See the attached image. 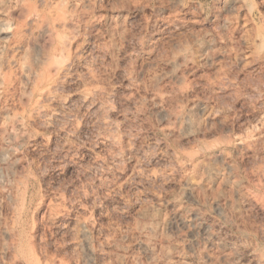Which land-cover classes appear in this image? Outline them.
Listing matches in <instances>:
<instances>
[{
  "label": "rangeland",
  "instance_id": "obj_1",
  "mask_svg": "<svg viewBox=\"0 0 264 264\" xmlns=\"http://www.w3.org/2000/svg\"><path fill=\"white\" fill-rule=\"evenodd\" d=\"M5 3L0 264H264V0Z\"/></svg>",
  "mask_w": 264,
  "mask_h": 264
},
{
  "label": "bare ground",
  "instance_id": "obj_2",
  "mask_svg": "<svg viewBox=\"0 0 264 264\" xmlns=\"http://www.w3.org/2000/svg\"><path fill=\"white\" fill-rule=\"evenodd\" d=\"M19 1V0H18ZM21 1V0H20ZM6 2V0H0V5H4V3ZM21 3V2H20ZM6 4V3H5ZM20 7V6H19ZM24 7V6H23ZM37 11V10H36ZM35 11V12H36ZM38 12V11H37ZM36 12V13H37ZM36 13H33L34 15H36ZM33 15V17H35ZM0 16H3V14H1L0 13ZM37 17H38V15H37ZM2 19H3V17H2ZM38 20V19H37ZM46 20V19H45ZM44 20H42V23L43 24H40L39 25V28H38V30L40 31V33H41V31L42 32H48V34H49V32H50V29H49V27L47 26L48 24V22L47 23H44L43 22ZM41 22V21H40ZM47 24V25H46ZM37 30V29H36ZM22 32V31H21ZM20 32V33H21ZM38 32V31H37ZM18 33V32H17ZM16 32H15V34H17ZM54 34V33H53ZM61 39V38H60ZM1 49V48H0ZM15 52V51H14ZM14 52H13V54H14ZM17 54V53H16ZM15 55V54H14ZM17 56V55H16ZM12 57V56H11ZM14 57V56H13ZM15 58V57H14ZM55 58H56V56H55ZM45 59H48V60H53V62L56 60H54V58L53 57H51V56H49L48 55V57H46ZM18 60V59H17ZM20 60V59H19ZM21 61H23V60H21ZM46 61V60H45ZM57 61V60H56ZM14 62V61H13ZM47 62V61H46ZM6 63V62H5ZM44 63V62H43ZM55 64H56V62H54ZM10 64V63H9ZM55 64L53 65V63H51L50 61H48V63L46 64V65H44V66H42V65H40L39 67H37V68H35V69H32L31 70V68H32V66H31V68H30V65H28V64H26V61H25V63L24 62H19L18 61V68H17V70H18V74H19V76H20V78H24V79H26L27 81L29 80V82L31 83V85H32V87L34 88V87H36V88H38L37 87V85H39L46 77H48V78H52V75L53 74H58L59 75V73L61 72V70L63 71V67L61 66V65H58L57 66V64H56V66H55ZM55 66V67H54ZM64 67H65V65H64ZM69 68V67H68ZM66 69V68H65ZM64 72V71H63ZM16 73V72H15ZM14 76H16V75H14ZM18 76V77H19ZM57 79V78H56ZM21 80V79H20ZM48 80V79H47ZM50 80V79H49ZM2 81V78H1V76H0V82ZM28 82V83H29ZM49 82V81H48ZM27 83V84H28ZM30 85V84H29ZM48 86V85H47ZM34 90V89H33ZM51 90V89H50ZM41 108V107H40ZM39 108V109H40ZM38 111V110H37ZM9 112V111H8ZM14 127V126H13ZM182 222H184V223H186V221H185V219H180Z\"/></svg>",
  "mask_w": 264,
  "mask_h": 264
}]
</instances>
